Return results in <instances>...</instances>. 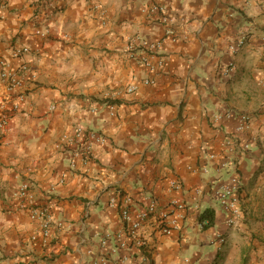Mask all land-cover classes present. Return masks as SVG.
I'll use <instances>...</instances> for the list:
<instances>
[{
  "label": "crops",
  "instance_id": "crops-1",
  "mask_svg": "<svg viewBox=\"0 0 264 264\" xmlns=\"http://www.w3.org/2000/svg\"><path fill=\"white\" fill-rule=\"evenodd\" d=\"M134 36L161 42L159 71L129 56ZM0 58L27 67L19 89L0 80V264H127L112 251L126 197L132 214L184 205L169 234L144 222L130 260L264 264V0H0ZM241 114L250 126L235 132ZM76 126L105 138L89 159L56 146ZM234 174L240 215L227 225L215 192ZM22 181L49 207L46 242L17 207Z\"/></svg>",
  "mask_w": 264,
  "mask_h": 264
},
{
  "label": "built area",
  "instance_id": "built-area-1",
  "mask_svg": "<svg viewBox=\"0 0 264 264\" xmlns=\"http://www.w3.org/2000/svg\"><path fill=\"white\" fill-rule=\"evenodd\" d=\"M152 11H157L162 15V20L165 22V10L163 7L152 4ZM36 34L43 36L40 30H36ZM165 36L171 37L172 32L170 30L165 31ZM245 43V36H241L234 44L231 45V51H235ZM161 42L159 40L150 41L139 37H130L127 45L129 56L136 58L146 69L150 72H157L164 63V55L160 52ZM29 49L26 46L15 48L13 51V57H19L28 53ZM27 71L25 64L13 66L9 60L0 58V80L9 90L19 89L23 84V76ZM144 84H154L153 78H144L142 80ZM135 86H128V92H132ZM17 98L19 102L12 104V110H18L20 102L24 100L23 96L18 94ZM238 124L235 127V132L246 131L250 126V118L247 115L241 114L238 117ZM6 121V115L0 118V127H3ZM105 142L104 136L95 131L89 130L80 126H76L71 134H63L60 137L59 143L66 144L71 147L72 157H78L82 160L89 159L91 157L92 147L95 145H102ZM226 143L230 144L227 140ZM211 158L214 155L210 156ZM223 166V165H222ZM176 182H172L171 185L176 186ZM240 178L234 174L229 178L228 184H222L215 192L216 200L220 207L229 213L226 218V224L232 225L240 215L239 207V188ZM15 197L17 199V207L27 212L30 220L38 224V229L31 237L36 239L39 237L42 242H46L50 236L51 226V214L48 206L37 204L31 185L28 181H22L16 192ZM120 196L114 195L110 197L109 204L111 206H117ZM130 198L126 197L122 201V206L119 209V216L121 221V230L115 235L116 244L112 251L120 250L122 255L120 261L127 264H143L144 259L134 258L130 260V256L126 253L128 248V240H134L136 245H145L143 240H138L135 237L137 230L141 228L144 222L151 217L155 216V232L158 234H169L173 229L177 228V220L184 216V205L180 202L173 200L171 203L172 213L166 212L163 209L157 210V204L154 200H150L146 205V208L139 210L135 214H132L129 210L128 202ZM199 227H205L209 225L208 219L199 221ZM219 241L223 242V238L219 237Z\"/></svg>",
  "mask_w": 264,
  "mask_h": 264
},
{
  "label": "trees",
  "instance_id": "trees-1",
  "mask_svg": "<svg viewBox=\"0 0 264 264\" xmlns=\"http://www.w3.org/2000/svg\"><path fill=\"white\" fill-rule=\"evenodd\" d=\"M109 103H111V104H112V102H111V101H109ZM203 219H208V220H209V225L211 224V220H210V219H211V216H210V215H208V214H207V216H205V217L201 218V219H200V221H201V220H203ZM209 225H208V226H209ZM205 227H206V226H205Z\"/></svg>",
  "mask_w": 264,
  "mask_h": 264
}]
</instances>
